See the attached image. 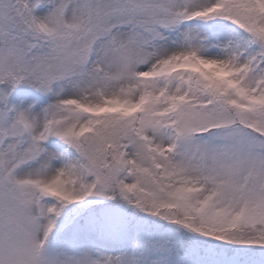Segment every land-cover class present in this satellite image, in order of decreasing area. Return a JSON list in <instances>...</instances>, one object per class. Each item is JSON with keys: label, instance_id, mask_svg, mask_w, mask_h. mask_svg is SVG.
Listing matches in <instances>:
<instances>
[{"label": "snow or ice", "instance_id": "6c2138e0", "mask_svg": "<svg viewBox=\"0 0 264 264\" xmlns=\"http://www.w3.org/2000/svg\"><path fill=\"white\" fill-rule=\"evenodd\" d=\"M0 264H264V0H0Z\"/></svg>", "mask_w": 264, "mask_h": 264}]
</instances>
